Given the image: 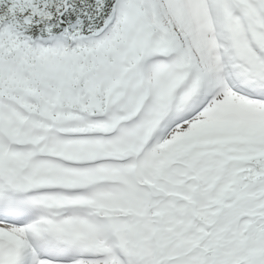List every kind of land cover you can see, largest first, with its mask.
<instances>
[{
  "label": "snow or ice",
  "instance_id": "1",
  "mask_svg": "<svg viewBox=\"0 0 264 264\" xmlns=\"http://www.w3.org/2000/svg\"><path fill=\"white\" fill-rule=\"evenodd\" d=\"M0 264H264V0H0Z\"/></svg>",
  "mask_w": 264,
  "mask_h": 264
}]
</instances>
